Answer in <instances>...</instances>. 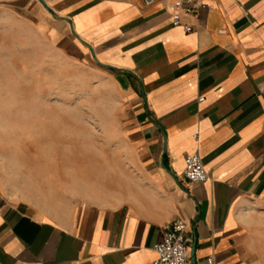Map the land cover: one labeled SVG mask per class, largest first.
I'll return each instance as SVG.
<instances>
[{"label": "crops", "instance_id": "1", "mask_svg": "<svg viewBox=\"0 0 264 264\" xmlns=\"http://www.w3.org/2000/svg\"><path fill=\"white\" fill-rule=\"evenodd\" d=\"M202 2L186 33L172 0H0V28L95 68L125 115L107 175L15 190L0 177V264H155L177 220L194 231L189 264H264V0ZM195 153L205 183L184 177Z\"/></svg>", "mask_w": 264, "mask_h": 264}, {"label": "rangeland", "instance_id": "2", "mask_svg": "<svg viewBox=\"0 0 264 264\" xmlns=\"http://www.w3.org/2000/svg\"><path fill=\"white\" fill-rule=\"evenodd\" d=\"M0 78V177L8 189L67 176L75 184L119 164L124 104L109 78L16 25L0 28Z\"/></svg>", "mask_w": 264, "mask_h": 264}, {"label": "built area", "instance_id": "3", "mask_svg": "<svg viewBox=\"0 0 264 264\" xmlns=\"http://www.w3.org/2000/svg\"><path fill=\"white\" fill-rule=\"evenodd\" d=\"M144 6L151 7L158 0H141ZM205 7L202 0H172L168 11L172 17V26L181 27L186 33L193 31V25L186 18H197ZM185 179L191 184H201L208 180V173L202 158L197 154L187 156L185 160ZM194 242V231L188 222L177 220L165 228L163 240L155 246L158 259L155 264H189L190 251ZM207 264H215L213 257Z\"/></svg>", "mask_w": 264, "mask_h": 264}, {"label": "water", "instance_id": "4", "mask_svg": "<svg viewBox=\"0 0 264 264\" xmlns=\"http://www.w3.org/2000/svg\"><path fill=\"white\" fill-rule=\"evenodd\" d=\"M194 253H195V245H194V247L192 248V250H191V259H192V262L194 263Z\"/></svg>", "mask_w": 264, "mask_h": 264}]
</instances>
